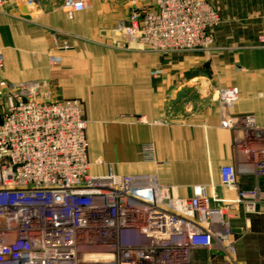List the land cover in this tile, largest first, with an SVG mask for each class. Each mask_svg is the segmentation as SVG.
<instances>
[{
	"label": "crops",
	"instance_id": "obj_1",
	"mask_svg": "<svg viewBox=\"0 0 264 264\" xmlns=\"http://www.w3.org/2000/svg\"><path fill=\"white\" fill-rule=\"evenodd\" d=\"M206 1L221 18L212 49L167 56L117 31L153 0H84L71 18L62 0H1L0 78L49 91L51 100L80 101L93 175L148 177L179 199L201 187L212 208L231 207L234 254L196 250L197 264H264V212L246 213L237 190L221 184V168L237 159L217 100L219 90L237 88L230 113L264 127V0ZM237 187L264 192V177L238 176Z\"/></svg>",
	"mask_w": 264,
	"mask_h": 264
},
{
	"label": "built area",
	"instance_id": "obj_2",
	"mask_svg": "<svg viewBox=\"0 0 264 264\" xmlns=\"http://www.w3.org/2000/svg\"><path fill=\"white\" fill-rule=\"evenodd\" d=\"M84 7V0H62L69 18ZM220 23L206 0H153L151 9L131 10L128 25L117 31L154 53L208 52ZM217 96L220 126L233 133L237 159L221 168V184L237 190L246 213L264 212L263 191L237 187L238 176L264 177V127L250 115L230 113L237 88ZM2 99L0 264H197L196 250L234 254L225 219L231 207L212 208L203 188L179 199L148 177L93 175L80 101L51 100L49 91L30 92L0 78Z\"/></svg>",
	"mask_w": 264,
	"mask_h": 264
},
{
	"label": "rangeland",
	"instance_id": "obj_3",
	"mask_svg": "<svg viewBox=\"0 0 264 264\" xmlns=\"http://www.w3.org/2000/svg\"><path fill=\"white\" fill-rule=\"evenodd\" d=\"M190 52H192V51H190ZM193 52H202V53H205L206 51H193ZM179 53H188V52H169V53H165V54L167 56H170V55L179 54ZM4 108H5V99H2V100H0V115L3 112Z\"/></svg>",
	"mask_w": 264,
	"mask_h": 264
}]
</instances>
